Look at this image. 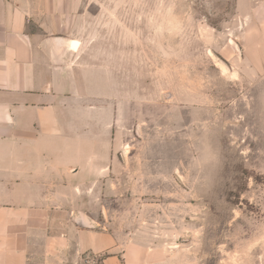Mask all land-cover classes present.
Listing matches in <instances>:
<instances>
[{
  "label": "rangeland",
  "instance_id": "1",
  "mask_svg": "<svg viewBox=\"0 0 264 264\" xmlns=\"http://www.w3.org/2000/svg\"><path fill=\"white\" fill-rule=\"evenodd\" d=\"M58 13L101 92L58 98L90 154L33 188L0 163V264H264V0H66ZM24 219L27 236L7 235Z\"/></svg>",
  "mask_w": 264,
  "mask_h": 264
},
{
  "label": "crops",
  "instance_id": "2",
  "mask_svg": "<svg viewBox=\"0 0 264 264\" xmlns=\"http://www.w3.org/2000/svg\"><path fill=\"white\" fill-rule=\"evenodd\" d=\"M65 2L0 0V163L8 176H13V165L7 163L16 164L19 188H33L35 180H54L73 163L77 149L85 159L90 154L74 137L72 110L68 117L67 109L57 105L62 94H101L86 88L84 44L65 26L74 24V18L58 15L59 3ZM75 39L81 41L77 50ZM64 128L69 132L63 134ZM62 135L70 138L68 152L51 155L52 139ZM18 222H10L7 235L27 236L34 225L29 219Z\"/></svg>",
  "mask_w": 264,
  "mask_h": 264
},
{
  "label": "water",
  "instance_id": "3",
  "mask_svg": "<svg viewBox=\"0 0 264 264\" xmlns=\"http://www.w3.org/2000/svg\"><path fill=\"white\" fill-rule=\"evenodd\" d=\"M79 221L83 226L87 225L85 215L82 214L81 216H79Z\"/></svg>",
  "mask_w": 264,
  "mask_h": 264
},
{
  "label": "bare ground",
  "instance_id": "4",
  "mask_svg": "<svg viewBox=\"0 0 264 264\" xmlns=\"http://www.w3.org/2000/svg\"><path fill=\"white\" fill-rule=\"evenodd\" d=\"M79 45H81V44H80V41L75 39V40L73 41V49H74V50H77V49L79 48Z\"/></svg>",
  "mask_w": 264,
  "mask_h": 264
}]
</instances>
